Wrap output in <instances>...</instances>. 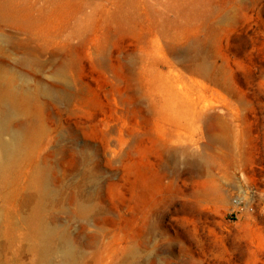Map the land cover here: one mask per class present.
<instances>
[{
	"label": "rangeland",
	"instance_id": "rangeland-1",
	"mask_svg": "<svg viewBox=\"0 0 264 264\" xmlns=\"http://www.w3.org/2000/svg\"><path fill=\"white\" fill-rule=\"evenodd\" d=\"M0 69L56 85L35 154L94 207L51 211L78 264H264V0H0Z\"/></svg>",
	"mask_w": 264,
	"mask_h": 264
},
{
	"label": "bare ground",
	"instance_id": "bare-ground-1",
	"mask_svg": "<svg viewBox=\"0 0 264 264\" xmlns=\"http://www.w3.org/2000/svg\"><path fill=\"white\" fill-rule=\"evenodd\" d=\"M22 76L20 80L13 71L0 69V187L5 186V197L12 199L15 208L6 214L5 222L0 218V225L6 223L3 230L12 235L18 228L25 229L24 237L35 264H78L69 226L51 211L59 206L74 212L76 218L83 220L82 230L98 218L92 214L94 207L88 196H76L75 204L70 203L74 196L62 188L63 179L53 176L55 166L37 159L35 146L50 131L46 118L37 109V94L52 95L56 85L32 88L28 76ZM25 167L31 171L20 184Z\"/></svg>",
	"mask_w": 264,
	"mask_h": 264
}]
</instances>
